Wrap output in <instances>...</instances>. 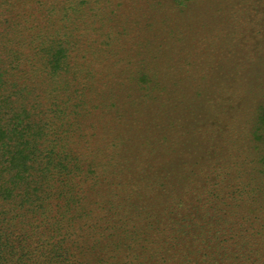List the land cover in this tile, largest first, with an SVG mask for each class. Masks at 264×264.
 Listing matches in <instances>:
<instances>
[{
	"label": "rangeland",
	"instance_id": "rangeland-1",
	"mask_svg": "<svg viewBox=\"0 0 264 264\" xmlns=\"http://www.w3.org/2000/svg\"><path fill=\"white\" fill-rule=\"evenodd\" d=\"M0 2V17L4 4L18 14L38 4L66 11L49 19L46 34L61 28L78 42L68 66L88 74L81 81L98 136L119 139L101 153L130 187L122 201L150 203L167 219L212 198L203 189L220 181L264 197V0ZM244 261L264 264V254Z\"/></svg>",
	"mask_w": 264,
	"mask_h": 264
},
{
	"label": "trees",
	"instance_id": "trees-1",
	"mask_svg": "<svg viewBox=\"0 0 264 264\" xmlns=\"http://www.w3.org/2000/svg\"><path fill=\"white\" fill-rule=\"evenodd\" d=\"M4 5L0 264H244L253 252L264 254V197L253 198L250 185H209L203 190L212 198L184 203L202 201L167 219L151 213L150 203L122 201L118 194L130 187L119 185L116 161L101 153L119 139L98 136L88 74L68 66L78 42L65 40L61 28L46 34L49 19L66 11L38 4L18 14Z\"/></svg>",
	"mask_w": 264,
	"mask_h": 264
}]
</instances>
